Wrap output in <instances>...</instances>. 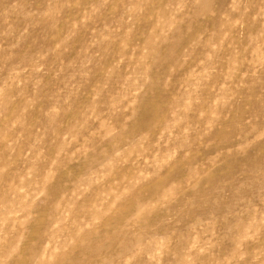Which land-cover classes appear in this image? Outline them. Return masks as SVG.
Segmentation results:
<instances>
[{
    "label": "rangeland",
    "instance_id": "rangeland-1",
    "mask_svg": "<svg viewBox=\"0 0 264 264\" xmlns=\"http://www.w3.org/2000/svg\"><path fill=\"white\" fill-rule=\"evenodd\" d=\"M230 3L0 0V264H264V19Z\"/></svg>",
    "mask_w": 264,
    "mask_h": 264
},
{
    "label": "clouds",
    "instance_id": "clouds-1",
    "mask_svg": "<svg viewBox=\"0 0 264 264\" xmlns=\"http://www.w3.org/2000/svg\"><path fill=\"white\" fill-rule=\"evenodd\" d=\"M106 2H107V0H106ZM237 2H238V0H231V3L229 5V8H231L232 5L237 4ZM239 2H240V4L243 5V7L241 8V10H240V12L238 14L239 16L243 17L244 14L247 13V10H248L249 7L255 8L256 6H261L259 12H257L255 15H251L249 17V22L255 21L256 18H257V16H260L261 19H264V0H239ZM162 98H163L162 99V102L159 104L160 106H163L164 103L166 102V100H167V93H162ZM142 111H143V109H142V104H141V106L138 109L139 115L137 117V121H134L132 125H129V129L130 130L135 127L136 123H138L139 118H140V116L142 114ZM121 119H124V117L121 116ZM246 124L249 125L248 123H246ZM144 130H146V129H141V131H144ZM261 131H264V130H260V131L257 130V131H255L256 135L253 136L252 135L253 131L251 130V132L248 133V136L251 137V138L250 139H246V142L245 143H247L249 145L256 144L257 137L260 136ZM212 148L213 147L208 148V149H204L203 151L204 152H211ZM164 175H167V170H165ZM256 182L257 183H260L259 180H257ZM240 187L243 188L244 185L241 184Z\"/></svg>",
    "mask_w": 264,
    "mask_h": 264
},
{
    "label": "bare ground",
    "instance_id": "bare-ground-1",
    "mask_svg": "<svg viewBox=\"0 0 264 264\" xmlns=\"http://www.w3.org/2000/svg\"><path fill=\"white\" fill-rule=\"evenodd\" d=\"M167 127H168V125L167 126H165V129H167ZM45 255V254H44ZM115 258H112V260H114ZM109 261V260H108Z\"/></svg>",
    "mask_w": 264,
    "mask_h": 264
}]
</instances>
